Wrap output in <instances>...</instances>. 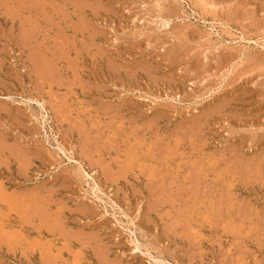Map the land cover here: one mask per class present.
I'll return each mask as SVG.
<instances>
[{
	"label": "rangeland",
	"instance_id": "rangeland-1",
	"mask_svg": "<svg viewBox=\"0 0 264 264\" xmlns=\"http://www.w3.org/2000/svg\"><path fill=\"white\" fill-rule=\"evenodd\" d=\"M0 264H264V0H0Z\"/></svg>",
	"mask_w": 264,
	"mask_h": 264
},
{
	"label": "bare ground",
	"instance_id": "bare-ground-1",
	"mask_svg": "<svg viewBox=\"0 0 264 264\" xmlns=\"http://www.w3.org/2000/svg\"><path fill=\"white\" fill-rule=\"evenodd\" d=\"M29 34V33H28ZM27 36V35H26ZM56 41V40H55ZM29 42V41H28ZM34 43V42H33ZM31 44V43H30ZM92 44V43H91ZM35 50V49H34ZM33 51V50H32ZM49 51V50H48ZM29 54V53H28ZM33 52H32V56H33ZM53 55V54H52ZM34 57V56H33ZM35 62V61H34ZM39 61H36V64H35V68L39 70V67L41 68L42 66L38 64ZM40 63V62H39ZM49 63V62H48ZM53 67V66H52ZM56 68V67H55ZM43 69V68H42ZM42 69H40L39 71L42 72ZM56 73V72H55ZM49 74V73H48ZM42 75V74H41ZM49 76V75H48ZM40 78V77H39ZM147 154V153H146ZM139 155V154H138ZM133 156V155H132ZM154 157V156H153ZM130 158V157H129ZM134 158V157H133ZM170 161V159H168ZM146 162V161H145ZM141 164V163H140ZM136 165V163H135ZM116 171V170H115ZM107 263V261H106Z\"/></svg>",
	"mask_w": 264,
	"mask_h": 264
}]
</instances>
